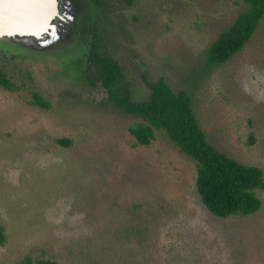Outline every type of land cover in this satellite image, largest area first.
Masks as SVG:
<instances>
[{
    "label": "rangeland",
    "instance_id": "374dc122",
    "mask_svg": "<svg viewBox=\"0 0 264 264\" xmlns=\"http://www.w3.org/2000/svg\"><path fill=\"white\" fill-rule=\"evenodd\" d=\"M88 1L97 51L120 64L135 102L164 78L191 96L216 149L264 172V20L227 64L205 60L244 0ZM86 40L56 54L0 46L20 87H0V264H264V190L253 215L212 214L195 163L164 131L137 144L130 128L141 119L109 100Z\"/></svg>",
    "mask_w": 264,
    "mask_h": 264
},
{
    "label": "trees",
    "instance_id": "16d2710c",
    "mask_svg": "<svg viewBox=\"0 0 264 264\" xmlns=\"http://www.w3.org/2000/svg\"><path fill=\"white\" fill-rule=\"evenodd\" d=\"M244 2V10L207 48L205 60L209 69L225 65L241 53L264 20V0ZM88 63L108 90L109 100L125 113L141 119L130 128L138 145L149 146L155 138V130H162L182 154L193 160L197 168L199 196L212 214L219 218L249 216L261 209L262 201L257 191L264 190V172L259 167L247 166L229 157L209 142L187 92H174L166 80L160 78L157 82H146L151 91L147 101L135 102L131 90L124 85L125 75L120 64L108 54L99 53L96 42L89 53ZM0 87L10 91L20 89L2 67ZM31 104L43 109L48 107L35 91H32ZM6 242L5 228L0 225V246ZM33 262L26 257L19 264ZM36 264L58 263L39 259Z\"/></svg>",
    "mask_w": 264,
    "mask_h": 264
},
{
    "label": "water",
    "instance_id": "95a60500",
    "mask_svg": "<svg viewBox=\"0 0 264 264\" xmlns=\"http://www.w3.org/2000/svg\"><path fill=\"white\" fill-rule=\"evenodd\" d=\"M90 8L88 0H0V46L56 54L86 39L92 43ZM76 22L82 26L78 34L72 31Z\"/></svg>",
    "mask_w": 264,
    "mask_h": 264
},
{
    "label": "flooded vegetation",
    "instance_id": "af4514ba",
    "mask_svg": "<svg viewBox=\"0 0 264 264\" xmlns=\"http://www.w3.org/2000/svg\"><path fill=\"white\" fill-rule=\"evenodd\" d=\"M78 23V22H77ZM79 24V23H78ZM80 25V24H79ZM78 26V25H77ZM75 29H76V25H75V27H74V29H73V32L75 33L76 31H75ZM92 32H93V34H94V37H95V39H96V34H95V31H94V28H93V30H92ZM95 42H96V40L94 41V43L91 45V49H93V47H94V45H95ZM91 51V50H90ZM89 56V55H88Z\"/></svg>",
    "mask_w": 264,
    "mask_h": 264
}]
</instances>
